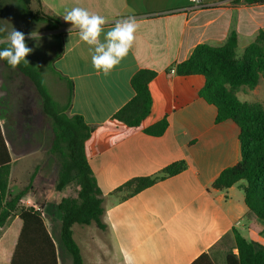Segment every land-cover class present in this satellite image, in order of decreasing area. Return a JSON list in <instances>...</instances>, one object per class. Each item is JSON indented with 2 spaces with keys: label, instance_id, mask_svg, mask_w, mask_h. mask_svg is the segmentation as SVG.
<instances>
[{
  "label": "crops",
  "instance_id": "crops-1",
  "mask_svg": "<svg viewBox=\"0 0 264 264\" xmlns=\"http://www.w3.org/2000/svg\"><path fill=\"white\" fill-rule=\"evenodd\" d=\"M42 1L62 19L76 6L103 16L107 21L104 33L129 17L137 23L127 56L107 76L93 68L89 46L79 39L77 29L69 33V23L54 30L63 49L53 67L73 86L67 114L83 117L91 128L85 153L103 199L104 229L95 224L72 229L84 264H193L203 255L213 264H227L229 254L237 255L234 229L264 246V228L247 208L240 186L226 190L212 186L225 169L241 160L239 127L231 120L216 122V107L199 96L203 76L176 74V66L198 45L221 47L232 31L237 34L236 53L241 51V57L264 31V4L200 0V7L190 10V0ZM100 39L103 41L104 34ZM142 69L157 73L150 83L153 105L140 127L129 128L112 118L134 97L131 79ZM163 119L169 122L164 134L146 133ZM1 121L0 163L5 161L6 147L12 192L16 159ZM28 157L29 152H23L20 159L27 162ZM176 162L186 163L180 174L134 196L129 197L128 190L118 191L134 179L161 175ZM57 174L50 176L57 179ZM43 179L47 178L40 181ZM52 189H43V195L58 207L69 196ZM33 194L24 196L22 204L42 212L55 246L56 264H73L61 243V212L48 209L52 214H44L43 206L34 204ZM22 227L16 212L0 228V264H12Z\"/></svg>",
  "mask_w": 264,
  "mask_h": 264
},
{
  "label": "trees",
  "instance_id": "trees-1",
  "mask_svg": "<svg viewBox=\"0 0 264 264\" xmlns=\"http://www.w3.org/2000/svg\"><path fill=\"white\" fill-rule=\"evenodd\" d=\"M23 14L36 23H43L51 31L69 25L53 13L42 0H18ZM239 1V0H238ZM247 4H264V0H240ZM37 3L38 8L32 9ZM4 8L0 2V28L3 25ZM7 35L0 32V38ZM59 42L54 60L63 49L59 35L54 36ZM7 47L0 44V50ZM238 38L232 31L226 43L221 47L207 44L198 45L191 56L176 66L178 76L200 75L205 79L199 96L217 109L216 122L233 121L240 129L239 141L241 160L233 167L225 169L214 181L213 188L226 190L239 185L245 195L247 208L264 222V104L241 101L239 92L243 88L254 90L264 81V31H260L241 57L236 51ZM30 64L22 62L15 71L32 82L40 95L44 113L52 125L50 154L58 162V174L54 185L56 192H64L71 184L77 186L76 197H65L58 205L61 212L60 238L65 250L72 257L73 264H84L81 250L74 240L73 227L97 225L104 229L102 192L98 187L92 168L86 157V142L91 137V128L81 116H69L67 110L71 104L72 83L63 77L51 65V72L60 80L67 82L68 92L65 103L57 102L50 93L44 76L29 55ZM8 68L7 61L0 60ZM13 70V69H12ZM157 73L149 69L139 70L131 79L134 97L115 115L112 120L129 128H138L151 112L153 99L150 83ZM169 122L163 119L146 130L152 136H161L167 130ZM5 149V161L0 163V228L19 213L23 227L15 249L12 264H56L55 246L42 218V212L30 207L21 208V202L33 187L37 171L31 176L29 184L17 194L10 192L11 173L10 156ZM186 169L185 162H176L161 175L138 178L127 182L118 191L128 190V196H134L156 182L176 176ZM237 255L229 254L227 264H264V246L252 243L234 229ZM193 264H213L207 255H203Z\"/></svg>",
  "mask_w": 264,
  "mask_h": 264
},
{
  "label": "rangeland",
  "instance_id": "rangeland-1",
  "mask_svg": "<svg viewBox=\"0 0 264 264\" xmlns=\"http://www.w3.org/2000/svg\"><path fill=\"white\" fill-rule=\"evenodd\" d=\"M3 3L4 15L3 25L9 31L13 28L26 35V44L34 49L29 57L42 72L47 87L54 99L63 104L66 101L68 92L67 84L57 78L50 69L53 66L54 57L58 51L59 42L54 38L56 31H51L47 25L36 23L26 17L19 8L18 0H0ZM32 9H37V4H32ZM37 32L41 39H28L27 34ZM51 37V38H50ZM241 51H238V56ZM241 101L251 103L259 102L264 104V81L254 90L243 88L239 92ZM5 107V108H4ZM0 110L2 125L5 126L8 139L11 142L14 158L12 178L10 187L15 195L24 189L30 182L31 176L37 171L39 180L30 193L33 194L34 204L43 206V213L48 215V209L57 211L54 203L49 202V198L43 195L49 188H53L56 182L55 177L58 171V162L50 154L52 142V125L50 118L44 113L43 103L40 95L36 91L30 80L22 76L19 72L6 68L0 61ZM7 110V116L4 115ZM23 152H29L27 162H23L20 156ZM46 175V176H45ZM47 178L40 181V178ZM50 181L48 178H50ZM35 181V180H34ZM54 184V185H53ZM68 196L76 197L77 186L71 184L65 191ZM25 208V205H20ZM46 212V213H45ZM48 212V213H47ZM52 214V213H50ZM260 226L264 228V222L258 220ZM65 249V248H64Z\"/></svg>",
  "mask_w": 264,
  "mask_h": 264
},
{
  "label": "clouds",
  "instance_id": "clouds-1",
  "mask_svg": "<svg viewBox=\"0 0 264 264\" xmlns=\"http://www.w3.org/2000/svg\"><path fill=\"white\" fill-rule=\"evenodd\" d=\"M63 20L72 25L68 29L69 33L73 29L78 30L79 39L89 46L91 53V63L96 72L107 76L124 59L134 40L137 23L134 17L117 21L113 28L104 33L106 19L98 14L90 13L86 8L76 6L67 10L63 15ZM0 32L7 35L0 38V44L7 47L0 50V60L7 61L13 70L18 68L23 62L25 66L30 64L26 57L34 49L26 44L25 33L12 27L9 31L0 28ZM104 34L103 41L100 39ZM28 39L40 40V35L33 31L27 34ZM51 38V37H50ZM39 67V65H37Z\"/></svg>",
  "mask_w": 264,
  "mask_h": 264
},
{
  "label": "built area",
  "instance_id": "built-area-1",
  "mask_svg": "<svg viewBox=\"0 0 264 264\" xmlns=\"http://www.w3.org/2000/svg\"><path fill=\"white\" fill-rule=\"evenodd\" d=\"M192 3L191 7L189 8L190 10H195L200 7V0H190Z\"/></svg>",
  "mask_w": 264,
  "mask_h": 264
}]
</instances>
